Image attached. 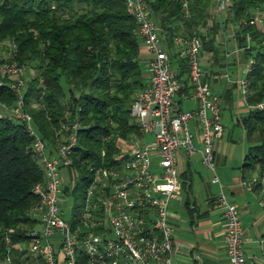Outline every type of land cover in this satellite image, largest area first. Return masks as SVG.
Listing matches in <instances>:
<instances>
[{
  "label": "trees",
  "instance_id": "obj_1",
  "mask_svg": "<svg viewBox=\"0 0 264 264\" xmlns=\"http://www.w3.org/2000/svg\"><path fill=\"white\" fill-rule=\"evenodd\" d=\"M148 1L172 58L179 60L182 89L189 87V62L175 51L177 37L199 33L203 49L213 51L222 68L227 64V47L221 48V36L235 25L231 50L240 49L241 54L234 62L244 64L254 58L246 100L264 99V34L255 24L242 22L264 11V0H233L226 18L218 15L215 0ZM248 32L253 40L243 47ZM142 38L127 0H0V40L12 42V57L32 69L25 108L33 113L51 146L59 141L57 130L66 114L75 117L79 113V142L70 165L78 173L77 181L65 183V192L75 195L76 213L83 207L95 168L114 163L122 152L120 139L139 131L132 103L135 92L147 83ZM0 98L13 104L17 95L5 83L0 86ZM239 120L250 139L242 167L245 171L259 168L263 174L264 107H249ZM33 141L24 120L0 115V264H8L9 255L14 264L33 261L28 243L39 222L33 210L38 200L34 186L45 178Z\"/></svg>",
  "mask_w": 264,
  "mask_h": 264
},
{
  "label": "built area",
  "instance_id": "obj_2",
  "mask_svg": "<svg viewBox=\"0 0 264 264\" xmlns=\"http://www.w3.org/2000/svg\"><path fill=\"white\" fill-rule=\"evenodd\" d=\"M127 3L151 52L150 77L135 92L132 103L139 131L130 134L132 147L118 153L114 163L95 168L82 209L76 213L72 204L70 216L65 214L62 204L66 199L63 171L74 163L81 125L79 113L75 117L66 114L57 130L59 141L51 146L36 126L33 113L25 108L29 64L12 57V42L0 40V86L8 83L17 95L13 104L0 98V115L16 116L27 123L34 135V151L45 169L44 180L34 186L38 200L33 210L39 222L31 230L28 243L33 254L31 264H178L173 257L176 238L170 203L181 186L179 150L196 152L200 136L204 143L203 161L214 171L212 179L221 180L216 172V147L217 139L225 131L224 95L214 89L208 70L201 62L202 36L194 33L177 37L186 46L184 55L189 62L192 95L199 102L193 108L178 107L175 96L184 84L149 1L127 0ZM232 4L233 0H215L218 15L226 18ZM242 22L255 24L264 34V11H256ZM233 27L236 26H229L232 32ZM247 39L243 47L251 45V32L247 33ZM225 45L227 64L223 74L233 80L228 61L234 50L228 48L227 39ZM253 62L251 58L245 73L234 79L241 85L246 99L250 91L248 72ZM41 83L46 90L43 78ZM247 103L252 108L264 107V99ZM261 182H264V173L244 179L250 186ZM219 199L223 203L229 264H248L241 208L228 198L223 188ZM7 263L14 264L11 255Z\"/></svg>",
  "mask_w": 264,
  "mask_h": 264
},
{
  "label": "crops",
  "instance_id": "obj_3",
  "mask_svg": "<svg viewBox=\"0 0 264 264\" xmlns=\"http://www.w3.org/2000/svg\"><path fill=\"white\" fill-rule=\"evenodd\" d=\"M233 29L234 32L229 27L225 29L228 47H230V39H233L232 43L236 41L235 27ZM223 44L225 46L224 41ZM185 47L177 41L175 51H180L179 53L185 56ZM236 49H232L234 51L230 55L228 63L230 69L238 70V68H243V63L236 64L234 62L238 52L241 54V51L238 49L237 52ZM150 56V51L144 55L146 81L150 77L148 70ZM174 61L175 68L180 70L179 60L175 56L173 63ZM212 63L211 66H207L212 85L215 90L223 93L225 107L233 109L235 98L234 88H231L234 83L238 84L234 79L243 74L242 70L237 72V76L233 80H229L223 74L221 66L217 70L212 66ZM188 84V88L182 89L175 96L178 107L193 108L199 103L192 95L193 90L189 80ZM243 103L241 109L246 111L249 106L245 97ZM232 115H234L233 110ZM225 133L226 129L224 134L217 139L216 147V172L220 181L212 179L214 171L203 161L204 143L200 136L197 139L199 150L194 153H188L183 148L179 150L178 170L181 186L180 191L171 199L170 203V219L174 225L176 238L173 257L178 264H229L223 224V203L219 199L221 188L224 189L228 198L237 202L241 208L248 264H264V182L254 186L244 183L245 177L259 175L260 169L249 171L243 169L242 164L248 148L244 149V152H240L237 148L234 152H230L224 139Z\"/></svg>",
  "mask_w": 264,
  "mask_h": 264
},
{
  "label": "rangeland",
  "instance_id": "obj_4",
  "mask_svg": "<svg viewBox=\"0 0 264 264\" xmlns=\"http://www.w3.org/2000/svg\"><path fill=\"white\" fill-rule=\"evenodd\" d=\"M221 39H222L221 41H224V42L226 40L224 36H221ZM232 40L233 39L229 40L230 48L234 46V43H232ZM1 41H4V40H1ZM226 47H227L226 45L225 46L221 45V48L223 50H225ZM141 48H142V55L144 57V55H146L147 52L150 51L144 38H142ZM239 50L236 49L237 52ZM201 62L206 69H207V66H211L210 64L212 62H213L212 66H214L217 70L220 69V61H217L215 53L208 49H205V48L203 49ZM249 63H250V59L246 63L243 64L242 69L238 68L237 70V69L231 68L232 75L234 77L237 76V72H240L241 70H242L241 71L242 73H245L244 69ZM174 64H175V61H174ZM143 65H145V61H143ZM221 70L222 72L226 71V68L223 67L221 68ZM30 72H32V69L29 68V73ZM234 98H235V102H234L235 106L233 109L229 107L228 108L225 107V102H224V123L226 125V128H225L226 133H225L224 139L226 141V145L228 146V150L230 152H234L236 148L240 152H244V149L249 148L250 139L248 136L247 127L239 120V116L242 115L244 111L241 109L244 95L242 93L241 85L239 84H237L234 87ZM232 110L234 112V115H232ZM120 143L122 146V152L128 151L133 145V142H131L129 136L126 138H121ZM204 169L206 171L207 167ZM63 172H64L63 174H64L65 183L69 182L70 184L74 185L77 181V174H78L76 170L71 169L70 167H66L64 168ZM65 196H66V199L63 200L62 204L64 205L65 214L67 216H70L72 213L71 205L75 202V195L73 192H68V193L65 192Z\"/></svg>",
  "mask_w": 264,
  "mask_h": 264
}]
</instances>
